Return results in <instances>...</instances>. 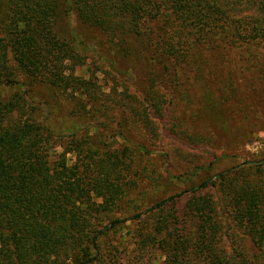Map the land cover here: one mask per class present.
Segmentation results:
<instances>
[{
  "label": "trees",
  "instance_id": "1",
  "mask_svg": "<svg viewBox=\"0 0 264 264\" xmlns=\"http://www.w3.org/2000/svg\"><path fill=\"white\" fill-rule=\"evenodd\" d=\"M248 4L252 13L253 8L264 13V0H0L6 10L0 21V90L15 91L0 94V264H115L125 257L123 250L105 248L103 237L141 217L140 212L108 218L125 197L121 178L130 169L125 149L99 153L76 133L60 141L36 119L43 103L31 106L30 88L69 84L60 66L80 58L54 30L61 11L100 29L111 42L136 40L152 59L163 52L182 60L192 49L220 52L225 44L260 37L256 22L243 18ZM155 22L161 33L151 29ZM68 154L74 156L71 165ZM250 169L245 163L145 209L158 214L156 224L149 232L142 226L131 232L135 247L126 264H142L154 250L164 264H251L249 254L222 244L228 235L220 231V203L199 196L213 180L223 186L229 216L223 220L249 230L245 232L260 253L256 262L264 264V187L258 177L245 173ZM238 179L251 181L238 189ZM182 196H187L185 208L195 227L167 211Z\"/></svg>",
  "mask_w": 264,
  "mask_h": 264
},
{
  "label": "rangeland",
  "instance_id": "2",
  "mask_svg": "<svg viewBox=\"0 0 264 264\" xmlns=\"http://www.w3.org/2000/svg\"><path fill=\"white\" fill-rule=\"evenodd\" d=\"M246 6L243 18L256 22L262 30L260 37L225 44L220 52L192 49L182 60L163 52L152 59L136 40L125 37L124 42H111L100 29L61 11L54 30L80 58L60 66L69 84H37L30 88L29 99L31 106L43 103L36 119L60 135V141L76 133L99 153L127 151L130 169L121 178L125 197L108 218L123 219L140 212L141 217L103 237L105 248L123 250L125 257L115 264L127 263L135 247L131 232L140 226L142 231L144 227L147 232L153 230L158 214L144 210L156 202L245 163L251 164L245 173L258 177L264 187V146L260 145L264 144V13L258 8L252 13L251 5ZM5 13L0 6V21ZM150 27L161 33L156 22ZM14 92L12 88L0 90L3 97ZM55 151L60 153L61 148ZM66 158L71 165L74 156ZM213 181L199 196L220 203V231L228 235L222 244L244 251L249 254L247 262L259 264L255 258L260 253L245 232L249 230L223 220L229 218L223 186ZM247 182L238 179L235 187L240 189ZM186 197L176 199L167 211L178 213L188 228L195 227L194 218L187 215ZM141 262L164 264V259L154 250Z\"/></svg>",
  "mask_w": 264,
  "mask_h": 264
},
{
  "label": "built area",
  "instance_id": "3",
  "mask_svg": "<svg viewBox=\"0 0 264 264\" xmlns=\"http://www.w3.org/2000/svg\"><path fill=\"white\" fill-rule=\"evenodd\" d=\"M261 146H264V144L260 143Z\"/></svg>",
  "mask_w": 264,
  "mask_h": 264
}]
</instances>
